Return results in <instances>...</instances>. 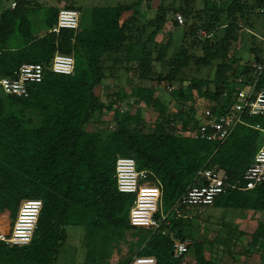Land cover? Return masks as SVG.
Masks as SVG:
<instances>
[{
	"label": "trees",
	"instance_id": "16d2710c",
	"mask_svg": "<svg viewBox=\"0 0 264 264\" xmlns=\"http://www.w3.org/2000/svg\"><path fill=\"white\" fill-rule=\"evenodd\" d=\"M195 1L160 0L151 17L147 15L150 2L144 10L141 7L144 0L131 5L79 8L78 28L61 29L59 33L50 29L61 8L51 6L44 10L43 31L39 27L36 35L30 20L36 8L27 0H15V7L0 12V77L13 76L23 63L44 66L42 81L29 84L27 97L7 95L0 88V233H10L24 199L38 198L43 202L28 245L8 247L0 241V264H55L68 238V226L84 227L86 246L93 236L102 237L94 245V252L90 251L99 259L121 252L115 240L130 231L133 238L128 246L136 247L132 255L154 257L157 264H182L184 255H171L173 242L188 238L181 233V209L168 215L158 229L136 234L129 222L135 196L118 191L116 159L133 158L138 169L148 171V179L155 183L160 195L161 210L168 214L186 189L197 184L195 177L201 169L223 172L230 181L242 178L263 140V133L252 126L259 123L264 128V117L245 118L250 126L237 124L230 136L218 143L189 134L199 124V118H195L197 109L193 108L189 112L179 109L168 117L162 114L161 120L145 129L140 110L132 113L131 109L142 101L164 113L166 108L154 96V88L135 86L126 95L118 90L108 103L95 89L103 85L106 73L111 75L116 66L125 73L134 70L141 80L172 84L191 63L200 67L217 61L213 80H182L180 91L174 94L178 99H187L196 92L201 99L199 105L209 106L215 113L225 112L235 90L236 74L246 76L251 71L249 62L240 67L230 55L249 5L247 0H231L226 8H214L213 1L203 0L204 8L197 11ZM200 12L204 13L203 20L197 26L194 21ZM176 13L182 14L183 24H178ZM221 16L224 21L219 24ZM169 20L182 39L178 51L170 56L169 41L156 40ZM219 26H223L224 34L216 37L213 33ZM198 30L205 32L204 39L198 38ZM186 35L194 36L189 47L199 48L201 56L189 53L183 43ZM56 53L73 56L72 74L51 71ZM114 53L117 56L113 57ZM157 64L166 65L167 72L157 70ZM256 86L264 89V71ZM121 104L126 109L120 110ZM106 111L112 113L109 119L104 115ZM178 120L179 128L175 125ZM213 206L264 211V183L245 191L230 190L218 196ZM156 217L159 219L160 214ZM109 229L113 232L106 234ZM250 236L254 246L261 249L264 223L259 222ZM192 241L195 264H216L205 255L203 240ZM127 260L121 264H127Z\"/></svg>",
	"mask_w": 264,
	"mask_h": 264
},
{
	"label": "rangeland",
	"instance_id": "374dc122",
	"mask_svg": "<svg viewBox=\"0 0 264 264\" xmlns=\"http://www.w3.org/2000/svg\"><path fill=\"white\" fill-rule=\"evenodd\" d=\"M15 0H0V12ZM32 6L36 8L34 13L30 16L32 28L35 35L42 30V17L43 12L46 8L51 6H58L64 8V5H78L84 9H89L95 6H115L117 4L131 5L139 0H27ZM160 0H149L151 9L148 10V17L155 15L154 7L157 6ZM171 1V0H167ZM215 4L214 8L222 7L226 8L228 2L231 0H211ZM145 2V0H144ZM141 4L144 10L145 5ZM148 1H146L147 3ZM249 5L246 9L247 19L239 21L241 28L238 30L239 39L233 44L230 49V53L236 60V64H240L239 61L247 60L249 63L255 61L256 58H260L264 54V14L255 13V5L251 6V0L246 1ZM145 3V4H146ZM195 8L197 11H201L204 8L203 0L195 1ZM170 17L171 12L169 13ZM203 14L197 15L194 23L199 26L203 20ZM199 16H202L199 18ZM222 24L224 21L221 16ZM139 26L142 25V21L138 22ZM176 31V32H175ZM174 25L169 20L163 30L157 35L158 43H166L169 41L171 47L167 54L170 56L174 52L178 51V46L181 45V36L177 33ZM203 30H198L196 35L201 40L204 39ZM214 36L220 37L224 34V28L217 27L214 31ZM144 38V36H143ZM194 39V36L186 35L184 45L189 49V53L193 52L196 56H201L202 52L197 49L191 50L189 45ZM168 40V41H167ZM234 54V55H233ZM117 54H113V57ZM215 62V63H214ZM209 66H196L191 63L188 67L182 70L178 79L169 84L166 81L157 83L156 80H141L135 74L134 70H130L129 73H125L123 69H116L114 76L110 77V81H103V85L96 86V93L100 96V99L104 103H108L111 100L112 93L121 90L122 94L126 95L131 87L142 86L146 88H154V96L165 106L166 111L160 113L159 107L146 106L144 102L140 101L135 104L131 109L134 113L138 108L140 110L141 119L144 122L145 129H148L155 121L161 120L162 114L165 117L173 115L182 109L184 112H189L191 108L197 109L201 107L200 98H198L196 92L193 93V100L191 98L178 99L174 93L180 91L182 80H191L193 78H208L213 80L216 69L217 61ZM243 63V62H242ZM125 66V64H123ZM133 65V64H132ZM117 67V66H116ZM118 68V67H117ZM156 69L167 72V67L156 65ZM111 72V71H110ZM109 73H106L108 75ZM167 85L171 86L174 90H168ZM125 99V98H124ZM112 111V110H111ZM111 111L105 112L106 119L111 116ZM195 112V111H194ZM195 114V113H194ZM197 115L195 114V118ZM104 125V124H103ZM177 128L181 126L180 120L175 124ZM93 128V127H89ZM264 138V134H263ZM189 210L183 209L180 212L182 221L181 233L191 238L192 240H203L205 243V255L210 257L216 264H264V245L263 247L257 248L251 242V234L256 229L259 222L264 223V211H251V210H239V209H226L220 206H202V207H190ZM163 213V211L161 210ZM137 233H147L150 229L136 228ZM68 238L63 242L59 249V253L55 264H121L123 260H127V264L131 261L134 256L131 253L135 251L136 247L130 248L128 242L133 238L131 232H124L122 237H118L115 243L121 252H114L111 258L99 259L98 255H93L96 245L101 240V236H93L88 241L86 246V239L83 237L86 232L85 229L79 226H68L66 227ZM113 229H109L106 234H111ZM104 235V239L106 238ZM111 237V236H109ZM98 238V239H96ZM100 238V239H99ZM96 239V240H94ZM185 253L184 258H192L194 260L193 248ZM260 249V251H259ZM135 253V252H134ZM88 258L86 259V256Z\"/></svg>",
	"mask_w": 264,
	"mask_h": 264
},
{
	"label": "built area",
	"instance_id": "2783aa9c",
	"mask_svg": "<svg viewBox=\"0 0 264 264\" xmlns=\"http://www.w3.org/2000/svg\"><path fill=\"white\" fill-rule=\"evenodd\" d=\"M15 1L11 8L15 7ZM257 12L264 14V0L260 1ZM80 13L73 8H61L57 20L50 32L59 33L61 29L76 30L79 26ZM178 24L184 23L181 13L175 14ZM251 71L247 77L238 72L234 78L235 90L230 96L228 108L222 114L215 113L209 106L197 108L199 124L189 131L194 138L218 143L224 142L237 124L250 126L245 118L252 116L264 117V89H257V81L264 71V54L259 60L249 63ZM50 69L56 74L70 75L74 70V58L61 53L54 54ZM44 75V66L39 63H23L10 77H0L1 90L11 96L27 97L28 86L39 83ZM168 90L172 87L167 85ZM227 93H224L226 96ZM228 96V95H227ZM132 103V101H130ZM120 110L126 109L121 104ZM253 128L264 134V128L256 123ZM115 179L117 189L121 193L135 196L129 209V222L135 228L156 230L169 215L161 212V199L154 182L148 179V171L137 168L133 158L118 157L115 161ZM197 184L189 186L185 193L175 202L171 211L182 207H202L213 205L215 199L228 191L249 190L264 183V138L254 154L252 162L246 168L241 179L230 181L227 174L204 168L197 172ZM43 202L38 198L24 199L18 209L12 229L9 234L0 233V241L8 247H23L28 245L38 224ZM160 214V218L156 214ZM164 233V232H163ZM193 241L175 240L172 245V255L175 258L183 256L192 247ZM128 264H157L154 257L135 256Z\"/></svg>",
	"mask_w": 264,
	"mask_h": 264
},
{
	"label": "crops",
	"instance_id": "0c3cea01",
	"mask_svg": "<svg viewBox=\"0 0 264 264\" xmlns=\"http://www.w3.org/2000/svg\"><path fill=\"white\" fill-rule=\"evenodd\" d=\"M250 1V0H249ZM252 2H250L252 5H255V6H257L258 5V3H259V1L260 0H251ZM13 3V2H12ZM72 6H74L75 8H73V9H76V10H80L79 8H82V6H78V5H72ZM8 7H11L10 5L8 6ZM64 7V6H63ZM5 8H7V7H5ZM79 13H80V11H79ZM230 55H231V53H230ZM234 55V54H233ZM232 56V55H231ZM248 60V59H247ZM247 60H245V61H239V63H240V67H242L243 66V64H245L246 62H247V64H248V61ZM243 62V63H242ZM107 64H109V62L107 61L106 62ZM116 69H118L117 67H115V68H113L112 70L113 71H115ZM113 71H111V75H106V77H105V79L103 80V81H110V77H113L114 76V72ZM210 206H213V205H210ZM188 208H190V207H188ZM188 208H186V207H182V208H180L181 210H183V209H186V210H189ZM175 211H171V209H170V212H169V215H172L173 213H174ZM164 213V212H163ZM171 213V214H170ZM164 214H166V213H164ZM79 227H82V226H79ZM83 229H84V227H82ZM86 232V231H85ZM83 237H85V235L83 236ZM187 239H190V240H192L191 238H187ZM191 249V248H190ZM172 252V251H171ZM185 255V254H184ZM182 264H195V258H194V260L192 259V258H184V256H183V258H182Z\"/></svg>",
	"mask_w": 264,
	"mask_h": 264
},
{
	"label": "water",
	"instance_id": "95a60500",
	"mask_svg": "<svg viewBox=\"0 0 264 264\" xmlns=\"http://www.w3.org/2000/svg\"><path fill=\"white\" fill-rule=\"evenodd\" d=\"M146 1H149V0H145V2L143 3V5H145ZM172 254H173V253L171 252V255H172Z\"/></svg>",
	"mask_w": 264,
	"mask_h": 264
}]
</instances>
